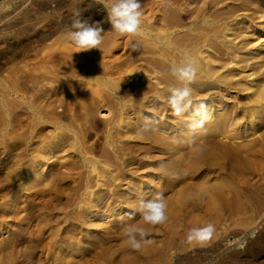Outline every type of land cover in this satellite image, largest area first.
Segmentation results:
<instances>
[{"label": "rangeland", "instance_id": "1", "mask_svg": "<svg viewBox=\"0 0 264 264\" xmlns=\"http://www.w3.org/2000/svg\"><path fill=\"white\" fill-rule=\"evenodd\" d=\"M170 1L176 3L140 0L143 33L133 36L119 34L107 21L113 0H0V264H117L129 252L141 253L142 264H264V147L261 155L258 145L253 152H242L243 163L251 152L258 167L242 165L229 176L239 197L211 219L215 235L204 244H189L187 233L182 232L171 234L169 243L165 224H146L135 211L140 199L164 194L166 170L173 171L178 165L181 175L191 174L177 159H171L168 166L169 150L163 148L178 145L183 130L153 127L161 118L177 122L168 98L170 89L183 86L171 74L177 50H171V57V52L163 54L156 33L173 28V41L195 47L208 32L207 25L193 22L195 9L200 15L208 13L213 18L218 14L213 19H223L226 14L229 17L231 6L230 17H236L229 0H218L222 4L215 6L213 0H196L200 6L195 0ZM203 3L208 6L202 9ZM168 5H173L172 11ZM223 5L228 6L226 12ZM78 11L90 22L101 23L104 40L100 49L79 52L68 40L73 14ZM226 17L219 21L220 27L229 25ZM246 23H240L239 30L245 27L243 34L252 35L257 20L249 21L250 28ZM193 25H202L204 31ZM47 26L59 31L42 40ZM221 43L210 46L215 48L211 49L213 58L218 51L224 52ZM46 44L55 48L57 62L45 60L42 48ZM164 55L172 60H165ZM66 66L81 74L74 77ZM206 81L197 84L202 89L194 82L189 86L195 85L193 89L201 94L215 92L216 83ZM9 83L18 84L23 96L8 95L4 104L1 97ZM145 117L151 118L148 130H143ZM260 125L249 124L247 129L250 133L261 130L263 135L247 133L230 143L260 144L264 124ZM5 126L7 133L2 131ZM211 128L189 127L188 138L205 133L198 142H210ZM155 137L161 138L159 143ZM259 137H263L261 142ZM129 225L143 227L155 241L150 253L131 248L125 232Z\"/></svg>", "mask_w": 264, "mask_h": 264}, {"label": "bare ground", "instance_id": "2", "mask_svg": "<svg viewBox=\"0 0 264 264\" xmlns=\"http://www.w3.org/2000/svg\"><path fill=\"white\" fill-rule=\"evenodd\" d=\"M200 1L198 2L195 0L193 2H197L198 4L197 3L196 4L200 6L199 5ZM213 1H217V3L213 4V6L221 2L224 3V1L227 2V0H221V2L219 3H218V0H213ZM170 2L172 1L169 0V3ZM210 2H212V0H210ZM232 2L235 5H233ZM172 3L174 4L176 2H172ZM230 3L233 6L232 9L234 10V12L239 11V14H234L233 12L232 14L236 15V17H230L232 16L231 11L229 10L231 6L230 7L226 6V8L227 7L229 8L228 11L230 12V14L228 13L229 17H226L227 14L225 16L223 15L224 17H226L225 19H227L229 22L228 26L224 25L225 20L223 21V23L221 22V24H223L225 27H220L221 25L219 23V21H222L224 17L222 19L219 16H217L216 18L217 20H216L213 18L214 16L218 14L214 15L212 18V15L210 16L207 13L209 12V10L208 11L205 10L206 12L202 11L203 7L208 6L207 4L206 6L204 3H203L204 6L201 5L202 6L201 11L207 13V15L205 14L200 15L197 11L194 12L196 9L195 10L193 9L194 11L192 10L193 14L191 15H192V19H194L193 22H195V20L197 22L200 21L203 24V27L204 26L206 27L207 25L206 29H208V32L210 31L208 33L205 29V31L207 32V34L205 33V36H204V33L202 32L203 33L202 35L204 36V37L202 36L203 42H201L199 46H195L194 44L193 46L195 47H192L190 43L188 44V47H187L184 44L182 45L181 42L180 44H177L178 40L177 42L172 40L175 38H174V35L172 36L173 28L171 26L170 27L172 28V30L165 29V30H162V32L156 33L155 35V37L163 45L162 47H164L165 52H163V54L166 53L167 55H169V53L171 52L170 53V57H171V54L173 53V51L171 50L172 49L177 50L178 54L175 53L178 57V59H176L177 65L183 63L186 59H189V58H195L198 61L199 70H198L196 80L193 81L196 86H198L197 84H199L203 80H207V81L213 80L217 85V90L215 92L210 93V92H206L207 91L206 90L203 94L193 89L195 85L192 87V89L195 90L193 91L194 93L192 94L194 102L196 104L202 102L206 104L208 108L210 119L206 121L204 125L213 128V129L211 128L212 130L210 129L211 132H209V134L211 133L210 134L211 139H209L210 142H204V140H201L200 142H198L201 138L203 139L205 133L200 138L196 136L198 133L193 137V139L190 140L188 138V135L190 134V132H187V130L189 129V127H191L192 122L194 120L199 119V116L195 114L194 109H189L188 111L184 113L185 115L183 114L181 116H175L176 117L175 119L178 118L177 122L175 121L176 123L166 122L165 119H163L164 120L163 121L161 118L160 121H157V123H154L153 125L154 128L165 130V131L170 130V129H176V128H180L181 130H183L180 133L181 139L178 145L177 144H166L163 146V148L164 150H169L168 153H166L168 155L167 160H166V163L168 166L171 164L170 160L174 158V159H177L180 163L184 164L183 165L185 166L184 169H186V171L191 173L188 176H186V174L185 176L181 175V172L178 170L179 166L177 165L173 169V171H168L165 169L166 172H164L163 174L165 176V180L162 184L164 187L163 190H164L165 197L167 198V204H168L167 214L169 217L167 222L164 223L166 225L165 232L167 235L166 236L167 242L171 238L170 235L175 234V232L179 233V235H180V232L186 234L193 227H203V226H206L208 223H212L211 219L213 217H217L220 215L222 207H227L230 204L231 200L237 199L239 197V192L235 188V182L229 176L232 177V172L234 171L236 167H240L242 165L251 166L252 164L254 167L255 165L254 163L257 162L258 160L253 163V159L251 157L253 155L251 154V152L255 150L257 145L261 146L260 147L261 149L258 148L259 150H262V148L264 147L263 137L261 138L259 137L260 142H261V139L263 138L262 139L263 142H261L260 144H253V141L252 143L251 142L244 143L243 145H233L232 143H230V140H233L235 138H240L241 136H244L247 133H248L247 135H250V134L254 135V133L257 136H260L261 134L263 135V133L260 132L261 130L260 131L258 130V132L261 133L260 135H258L257 134L258 132L256 133V131L255 132L253 131V133L248 132L249 129H247V126L249 124L250 125L251 124H261V125L264 124V71H263L264 70V39L261 40V37L264 36V0H229L227 4L229 5ZM180 5L185 6L186 4L183 3ZM192 5H195V4L192 3L191 6ZM168 6H171V5H168ZM172 6L170 7V11H172ZM177 6H179V4ZM220 6L219 8H222ZM182 7L180 6V9L184 10V7L183 8ZM195 8H198V7H195ZM209 8L210 7H208V9ZM226 8L224 9L225 12L227 10ZM217 10L219 11V9ZM173 11H175V9ZM222 11H223V8H222ZM179 12H181V10ZM211 12H215V11L212 10ZM225 12L223 11V14H225ZM218 13L219 15H222V13L221 14L220 12ZM191 15L190 16L186 15V16L191 17ZM183 16L185 17V15ZM192 19L189 21H192ZM256 20H257V24L255 25V27L253 26L255 28L254 33L252 34L251 31L249 30L250 31L249 33H251L252 35L243 34L244 33L243 30L245 29V27L243 28V26H242L243 29L241 31L239 30L241 26L240 23L241 24H243L242 22L249 23V21L254 22ZM216 22L219 23V26H217ZM214 23L216 26L215 25L213 26ZM227 23L225 22V24ZM245 23L243 24L244 26H245ZM248 23H246V26L248 25ZM208 25L212 26V29L209 26L211 30L208 28ZM193 26H195L196 28V25H193ZM248 26L249 28L251 27V25H248ZM170 27H167V28H170ZM177 27L179 28V26ZM197 28L199 29L201 28L204 31V28H202V25L201 27H198L197 25ZM189 30H191V28ZM43 31H44V34L41 35V38H40L42 40L47 39L50 36L54 35L55 33L59 31V29L54 28L53 26L52 27L47 26L46 28H44ZM200 31L198 33L201 34ZM35 32L37 33L39 31L36 30ZM194 32H196V30ZM245 33L248 34V30ZM195 35L197 36L198 34L196 33ZM200 37L201 36L198 35V38ZM212 38L214 39L217 38L218 42L223 43V44L221 43V45H223L224 47L223 48L221 47V49H224V52H223L224 54L222 53V51L220 52L221 54H223L224 57L218 56L219 58H217L218 53H220L219 51L217 53L218 48L215 50L217 53L216 57L213 58V56L211 55L212 53L211 49H215L216 46H214V44L218 43L212 40ZM209 39H210V43L212 41L215 42V43H212L213 45L211 44L215 48L210 47L211 45L210 43H208L209 41H207ZM49 45H53V44L50 43ZM219 45L220 44H218V46ZM45 47L42 48V50L45 51V53L47 54V58L45 60H48L49 62L53 60L56 61L57 57L56 59L53 58L55 57V53L53 52V49L55 48L54 47L52 48V46L48 47V45H47V48ZM44 48L46 50H44ZM215 51H213L214 54H215ZM43 53L41 52L40 54H43ZM53 53H54V56H53ZM175 54L173 55L174 59H175ZM43 56H45V54H43L42 57ZM165 56L166 55H164L165 60L167 58H170L168 56L167 57ZM174 61L175 60H173V63ZM176 61H175V64H176ZM170 63H172V61L170 62L168 61V65ZM65 69L71 75H74V77L81 74L79 69L73 68L71 66H66ZM260 71L262 72L261 74L258 73ZM202 84L203 83H201L200 85ZM208 84L210 86V83ZM70 85H72V83H70ZM198 87L202 89L201 86H198ZM205 88L208 89L209 87H207L206 85ZM21 89L22 88H20V86L16 83H9V85H7V88L4 91V94H2L1 101L4 104H6L7 103L6 96L8 95L19 96L23 92V89L22 90ZM210 89L212 88L210 87ZM200 91L203 92L202 90ZM21 95L20 97L23 96ZM182 116H187V117L184 118ZM253 126L254 125H252V127ZM2 131L3 133H7L8 126L7 127L5 126L2 129ZM156 138L157 137H155V139ZM206 138L208 139V137ZM160 140L161 138H157L156 142L159 143ZM256 140L257 138H255V141ZM257 142L259 141L257 140ZM198 147L205 148L203 155L197 154ZM170 150L172 151L170 152ZM246 150H251V152L246 153L249 155L247 156L245 163H243V161L241 160V154L243 151H246ZM263 150L260 151L259 153L260 155L262 154ZM260 155L259 157H261ZM261 164L262 163H260V167H262ZM256 166L257 165H255V167ZM180 170H181V167H180ZM176 226H178V228L180 227V229L176 230L175 229ZM183 237L184 236H182V240H183ZM151 245L153 246V244ZM191 245H196V243H193ZM166 246H168L167 243H166ZM149 247L150 245H145V247L141 249L142 250L141 252L148 253V250H149V253H150L151 251ZM153 248L154 247H152V250ZM124 254H122L123 256L120 258V260L119 258L117 259L119 260L117 264H142L143 262V256H140L141 253L140 255L138 254L133 255L134 252H132L131 254L130 252L128 254H125V255Z\"/></svg>", "mask_w": 264, "mask_h": 264}, {"label": "clouds", "instance_id": "3", "mask_svg": "<svg viewBox=\"0 0 264 264\" xmlns=\"http://www.w3.org/2000/svg\"><path fill=\"white\" fill-rule=\"evenodd\" d=\"M143 10L140 0H113L107 11V21L111 23L112 29L121 35L140 36L143 33ZM104 29L100 22L92 23L85 19L81 12L73 14L71 30L67 37L79 52L100 49L104 37ZM135 48L136 46L133 45ZM199 70L198 61L195 58L186 59L179 65L171 66V74L184 86L170 89L171 95L168 103L176 116L183 115L189 109H194L199 116L198 120L192 122L193 129L203 128L206 121L210 119L207 105L200 102L196 104L193 100V90L189 86L196 80ZM151 118L145 117L143 130H148ZM204 147H198L197 154L203 155ZM167 198L163 193H156L151 199H140L135 209L142 220L149 225H162L169 219ZM216 231L215 225L208 223L203 227H193L187 233L186 240L189 244H204L212 239ZM126 235L132 249L141 250L145 245H151L155 241L149 236L143 227L136 225L126 226Z\"/></svg>", "mask_w": 264, "mask_h": 264}]
</instances>
